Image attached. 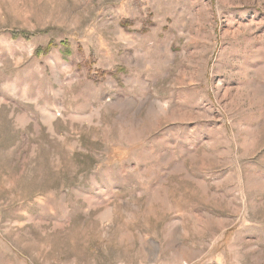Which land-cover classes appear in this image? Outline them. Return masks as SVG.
I'll use <instances>...</instances> for the list:
<instances>
[{"label": "rangeland", "instance_id": "rangeland-1", "mask_svg": "<svg viewBox=\"0 0 264 264\" xmlns=\"http://www.w3.org/2000/svg\"><path fill=\"white\" fill-rule=\"evenodd\" d=\"M0 264H264V0H0Z\"/></svg>", "mask_w": 264, "mask_h": 264}, {"label": "trees", "instance_id": "trees-1", "mask_svg": "<svg viewBox=\"0 0 264 264\" xmlns=\"http://www.w3.org/2000/svg\"><path fill=\"white\" fill-rule=\"evenodd\" d=\"M14 36H15V34H14Z\"/></svg>", "mask_w": 264, "mask_h": 264}]
</instances>
